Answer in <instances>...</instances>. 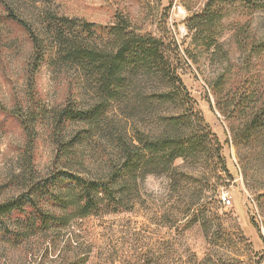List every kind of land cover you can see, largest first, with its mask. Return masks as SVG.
Segmentation results:
<instances>
[{
    "label": "rangeland",
    "instance_id": "374dc122",
    "mask_svg": "<svg viewBox=\"0 0 264 264\" xmlns=\"http://www.w3.org/2000/svg\"><path fill=\"white\" fill-rule=\"evenodd\" d=\"M205 1L0 0V201L59 165L53 161L49 123L53 111L71 100L68 83L77 82V75L64 63L51 67L47 60H37L45 54L53 27L63 24L44 20L42 12L80 19L93 24L97 33L120 13L139 33L162 36L183 50L190 41L187 19ZM240 2L229 6L223 20L221 41L233 66L231 77L238 79L246 71L264 77V54L251 56L248 50L250 42L264 39V9L245 10ZM245 21V31L235 34L231 22L239 27ZM182 50V81L219 140L229 174L208 162L185 167L176 159L175 172L146 177L137 203L128 210L77 218L57 233L17 245L0 237V264H264V134L235 145L230 122L218 111L210 87L225 65L203 56L194 62ZM39 107L44 120L30 144L10 112L24 114ZM222 194L230 204L220 201ZM189 205L185 217L181 212ZM193 218L195 223L188 225ZM6 225L8 221L2 223Z\"/></svg>",
    "mask_w": 264,
    "mask_h": 264
},
{
    "label": "trees",
    "instance_id": "16d2710c",
    "mask_svg": "<svg viewBox=\"0 0 264 264\" xmlns=\"http://www.w3.org/2000/svg\"><path fill=\"white\" fill-rule=\"evenodd\" d=\"M235 1H241L245 10L264 9V0H206L187 19L190 41L181 50L194 62L203 56L225 65L210 87L239 146L259 132L264 134V77L247 71L238 79L231 77L233 66L221 38L223 20ZM41 15L72 30L56 24L45 39V54L37 60H47L51 67L64 63L74 70L77 82L68 83L72 98L53 111L49 123L53 161L59 165L0 201V237L17 245L36 235L57 233L77 218L128 210L137 203L146 177L175 172L176 159H182L185 167L208 162L229 174L219 140L182 81L180 70L186 61L176 42L172 46L162 36L139 33L120 13L99 33L93 24L77 18L50 11ZM231 25L239 34L247 23ZM248 50L251 56L264 54V39L250 42ZM10 113L31 144L44 110ZM101 140L104 144L99 145ZM189 210L190 205L181 214L187 217ZM6 221L9 225L2 227Z\"/></svg>",
    "mask_w": 264,
    "mask_h": 264
},
{
    "label": "built area",
    "instance_id": "2783aa9c",
    "mask_svg": "<svg viewBox=\"0 0 264 264\" xmlns=\"http://www.w3.org/2000/svg\"><path fill=\"white\" fill-rule=\"evenodd\" d=\"M220 201L224 204H230V198L226 194L220 196Z\"/></svg>",
    "mask_w": 264,
    "mask_h": 264
}]
</instances>
